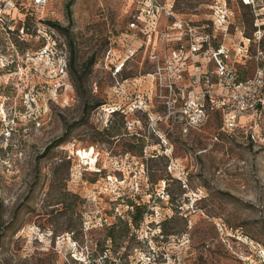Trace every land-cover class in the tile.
<instances>
[{"label":"rangeland","instance_id":"374dc122","mask_svg":"<svg viewBox=\"0 0 264 264\" xmlns=\"http://www.w3.org/2000/svg\"><path fill=\"white\" fill-rule=\"evenodd\" d=\"M68 2L0 0V264H264V117L173 116L214 64L173 58L178 26L211 32L215 0Z\"/></svg>","mask_w":264,"mask_h":264},{"label":"built area","instance_id":"2783aa9c","mask_svg":"<svg viewBox=\"0 0 264 264\" xmlns=\"http://www.w3.org/2000/svg\"><path fill=\"white\" fill-rule=\"evenodd\" d=\"M45 2L46 0H34L38 6H42ZM240 2L253 11L250 33L246 31L243 20L235 22L231 18L233 13L227 9L225 0H215L212 6L214 17L211 20V24L213 23L211 32L199 30L201 26H192L187 22L178 26L180 32L177 47L171 52L173 58L180 60L187 49L192 55L205 60V65L214 62L213 69L205 72L201 70L199 64L195 65L191 83L197 86L201 84L203 88L197 93L188 94L190 97L182 102L179 113L173 114V116L180 115L188 127L203 121L206 104L211 109L222 110L225 123L230 128L239 121V116H243L247 122H253L255 125L264 117V11L260 12L264 10V0H240ZM131 25L134 26V23ZM219 29L222 36H233L236 41L231 48L234 53L231 61L218 60V52L212 46L213 39L216 38L213 32ZM249 61L255 63V71L253 75L241 78L237 66H245ZM167 88L170 93L178 95V90L175 91L172 85H168ZM182 88H180L181 98L184 91ZM252 130L247 131V134L249 138L254 139L256 135Z\"/></svg>","mask_w":264,"mask_h":264},{"label":"trees","instance_id":"16d2710c","mask_svg":"<svg viewBox=\"0 0 264 264\" xmlns=\"http://www.w3.org/2000/svg\"><path fill=\"white\" fill-rule=\"evenodd\" d=\"M71 2H72V0H70V2H68V4H67V8H69L70 7V4H71ZM48 25H50V26H52V27H58V28H60L58 25H55V24H52V23H50V22H48ZM62 30H64L65 31V29H63V28H61ZM92 62H93V58L91 57V58H89L87 61H86V63H85V66H90V65H92ZM73 63H74V58H70V70H73L72 69V66L71 65H73ZM74 71V70H73ZM89 107H88V105L87 104H85L84 105V109H88ZM135 215V214H134ZM135 217V216H134ZM138 218H136L135 220H137Z\"/></svg>","mask_w":264,"mask_h":264},{"label":"bare ground","instance_id":"6f19581e","mask_svg":"<svg viewBox=\"0 0 264 264\" xmlns=\"http://www.w3.org/2000/svg\"><path fill=\"white\" fill-rule=\"evenodd\" d=\"M93 154V152H92V150H90V151H85V152H81V153H79V156L81 157V158H84V159H87V160H89V162H91V163H93V161H94V157L93 156H91ZM91 165V164H90Z\"/></svg>","mask_w":264,"mask_h":264}]
</instances>
